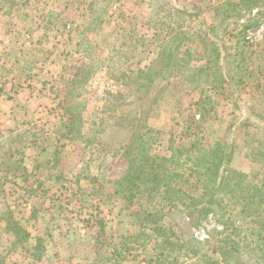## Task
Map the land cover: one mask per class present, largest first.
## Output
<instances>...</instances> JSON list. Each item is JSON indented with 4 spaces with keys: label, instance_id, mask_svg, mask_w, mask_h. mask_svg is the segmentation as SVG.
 I'll return each instance as SVG.
<instances>
[{
    "label": "rangeland",
    "instance_id": "374dc122",
    "mask_svg": "<svg viewBox=\"0 0 264 264\" xmlns=\"http://www.w3.org/2000/svg\"><path fill=\"white\" fill-rule=\"evenodd\" d=\"M225 1L156 0L167 4L161 23L167 32L172 24L195 31L201 21L219 23ZM259 4L212 37L223 63L234 66L228 57L233 32L256 18L247 30L253 45L243 81L205 91L183 76L158 77L169 46H161L166 31L148 24L150 0H0V96L9 104L6 111L0 100V109L10 112L0 126V259L156 264L150 260L155 252L144 246H154L156 233L124 246L149 212L180 240L193 236L203 242L202 252L217 258L212 241L225 225L212 212L198 214L165 191H141L131 199L118 182H125L130 165L126 142L142 132L156 155L170 154L172 144L211 148L219 141L234 152L231 168L264 190V0ZM188 43L203 52L200 41ZM206 93L214 105L198 103ZM181 190L205 197L195 177L184 180ZM226 203L237 222L255 226L254 217L241 216L242 203ZM14 220L34 237L25 248L13 245L15 231L7 225ZM257 226L264 228V220ZM37 238L43 239L39 250L46 247L41 260L32 259ZM115 246L127 259L113 253ZM168 256L161 264H187L183 255Z\"/></svg>",
    "mask_w": 264,
    "mask_h": 264
},
{
    "label": "trees",
    "instance_id": "16d2710c",
    "mask_svg": "<svg viewBox=\"0 0 264 264\" xmlns=\"http://www.w3.org/2000/svg\"><path fill=\"white\" fill-rule=\"evenodd\" d=\"M166 5V2L161 5L156 0H150L152 9L148 19L150 26L166 31V28L162 26V24L165 25L162 11L163 13L168 11ZM259 6V0H226L221 5L224 18L219 23L206 24L201 21L199 28L196 27L195 31L191 29L178 31L172 24L174 25L170 26L172 30L166 31V43L161 45L169 46V49L164 58L161 57L163 66L158 77L165 78L174 74L183 76L195 89L203 87L202 90L205 91L208 90L206 88L208 86L213 89L219 87L225 89L226 83L232 88L234 83L243 81V72L248 65L246 61L250 59L249 53L252 52L250 47L253 45L248 40L247 30L255 26L256 18H247V22L233 32L236 41L231 45L233 52H229L228 57H232L236 63L234 66L223 63V52L213 38L218 36L217 31L223 24L233 18L241 19L247 12L252 13L254 8ZM171 11L193 15V12L186 10L173 8ZM261 13L264 12L261 11ZM190 40L192 43L200 41L203 52L199 49L193 52V48L191 49L188 43ZM234 68L238 69L236 76L231 74ZM76 82L77 78L74 77L69 85L72 87ZM207 96V93L204 94L198 103L206 106L211 103L214 105L215 101L212 97L209 96L206 99ZM70 101H72L71 98L66 99V102ZM70 112H73L71 108ZM68 127H74L73 121L68 124ZM69 132L73 133L74 130L70 129ZM146 142L142 132L127 140V157H129L130 165L125 182L122 184L118 182V185H121L119 190L128 191V197L131 199L141 191V194L145 191L158 193L165 191L174 198L180 197L181 201L191 205L193 210L196 209L198 214L208 215L212 212L218 220L223 222L225 228L219 233L220 236L212 241L213 251L218 254L217 258H213L206 252H202L203 242L193 236L180 240L172 228H167L161 219H153V213L149 212L145 216L140 233L130 235L132 237H129L124 246L127 245V249L130 248L133 237L139 239L156 233L157 238L151 249L144 244L147 251L150 252L153 249L155 252L156 256L152 254L150 260L156 264H161L162 259H168V255L174 257L175 254V259H179L181 255L185 256L187 264H264V228L258 229L257 226V222L264 220V190L249 182L244 173L231 168L234 152L226 149L218 141L211 148L172 144L168 147L170 154L156 155L151 152L150 147H146ZM188 177L197 179L202 187L204 199L181 190L183 181ZM181 193H185V196H181ZM185 198L189 199V202H185ZM226 200L242 203L241 216L254 217L255 226H245V220L239 219L237 222L232 214H228L229 206L225 204ZM9 226H13L15 231L14 246L21 244L25 248L26 244L34 239L31 232L21 226L18 221L14 220L12 223L8 221V229H10ZM172 235L175 236L174 239ZM36 241V244L32 246V250L35 251L32 253V259L41 260L46 247L43 251L39 250V246L43 247L39 244L43 239L37 238ZM119 250L120 248L115 246L113 253L120 255L121 260L127 259L126 255ZM165 252L168 254L166 255ZM0 264H6L3 258L0 259Z\"/></svg>",
    "mask_w": 264,
    "mask_h": 264
},
{
    "label": "crops",
    "instance_id": "0c3cea01",
    "mask_svg": "<svg viewBox=\"0 0 264 264\" xmlns=\"http://www.w3.org/2000/svg\"><path fill=\"white\" fill-rule=\"evenodd\" d=\"M0 100H1V104L5 105V110L7 111V107H9V104L6 103L3 98L0 96ZM10 112H2V110L0 109V126H1V122H4V119L6 117H9Z\"/></svg>",
    "mask_w": 264,
    "mask_h": 264
}]
</instances>
